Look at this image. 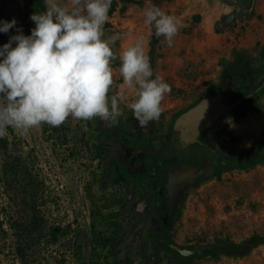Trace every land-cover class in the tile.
<instances>
[{"label":"rangeland","instance_id":"obj_1","mask_svg":"<svg viewBox=\"0 0 264 264\" xmlns=\"http://www.w3.org/2000/svg\"><path fill=\"white\" fill-rule=\"evenodd\" d=\"M138 1L112 0L105 36L119 35L113 46L117 56L143 37L149 57L155 35L144 23V9L156 5L180 21L171 47L156 36L153 73L171 86L162 102L163 126L215 88L226 72L236 73L235 54L242 53L250 69H261L264 0H255L247 17L231 22L228 15L240 6L228 0ZM22 10L23 0H0V23L17 21L8 33L0 32V48L17 28L25 35ZM119 65V59L113 61L117 84L122 83ZM128 95L126 103L133 97ZM255 104L244 117L225 123L221 139L235 152L264 135V91ZM121 109L119 121L134 116L126 104ZM118 125L69 116L57 130L45 123L22 137L7 129L0 138V264H169L166 247L156 255L151 243L143 254L142 230L150 211L140 206L137 192L112 182ZM255 232L264 234V163L250 169L224 166L197 181L178 206L170 236L182 248L199 251L215 246L199 244V237L239 242ZM183 264H264V244L243 258L207 256Z\"/></svg>","mask_w":264,"mask_h":264},{"label":"clouds","instance_id":"obj_2","mask_svg":"<svg viewBox=\"0 0 264 264\" xmlns=\"http://www.w3.org/2000/svg\"><path fill=\"white\" fill-rule=\"evenodd\" d=\"M44 2L46 10L30 17L35 23L31 35L17 28L18 34L0 48V138L9 127L23 137L45 123L60 126L69 116L85 121L99 117L115 125L124 115L121 104L141 128L158 121L171 86L154 76L143 37L119 56L113 51L119 35L105 36L112 0ZM143 16L171 47L180 21L156 5L146 7ZM16 25L15 18L3 21L0 32ZM117 59L121 84L114 79ZM129 92L133 97L126 103Z\"/></svg>","mask_w":264,"mask_h":264},{"label":"flooded vegetation","instance_id":"obj_3","mask_svg":"<svg viewBox=\"0 0 264 264\" xmlns=\"http://www.w3.org/2000/svg\"><path fill=\"white\" fill-rule=\"evenodd\" d=\"M242 64L244 67L236 73L226 72L223 75L224 77L226 74H231V86L220 88L222 77L215 88L207 90L212 94H219L221 101L225 104H234L233 108L228 114L216 117L209 126L201 128L197 133L196 128L186 126L184 129L189 131V136L185 137L181 131L175 129V123L199 99L172 117L166 126L162 125L161 116L158 121L150 122L145 128L139 126L134 116L119 121L117 127L119 132L115 138L118 152L116 160L112 162L111 179L113 183L137 192L141 197L140 206L150 211L148 219L151 222L142 230L143 254H147L151 243L152 246L155 244L160 247H165V244L169 246L176 244L170 236V231L174 227L178 206L184 200L188 189L201 178L212 176L224 166L236 161V152L227 147L221 139V135L226 133L225 123L233 117V112L242 104L245 105L246 101L256 98L264 91V75L261 77L264 73V62L258 71L250 69L245 59L242 60ZM161 129H163L162 134H158L157 131ZM177 167L184 169L183 177H189L191 172L196 177L195 181L188 183L184 188L175 210L169 211L170 195L167 192L166 183L170 172ZM168 211L173 217V226L159 237L158 234ZM155 240L159 243L156 244ZM158 252V249H153L154 254L157 255Z\"/></svg>","mask_w":264,"mask_h":264},{"label":"trees","instance_id":"obj_4","mask_svg":"<svg viewBox=\"0 0 264 264\" xmlns=\"http://www.w3.org/2000/svg\"><path fill=\"white\" fill-rule=\"evenodd\" d=\"M122 1L129 3L140 2L138 0H122ZM113 9H114V5H111V10ZM45 10L46 9H45L44 0H23L22 13H23V18L26 22V29H25L26 36L31 35L32 30L35 28V23L30 19L31 15L33 13L43 12ZM152 32L155 35L154 26H152ZM261 51H262V56L264 58V44L261 45ZM234 56L237 63H240V68L244 67V65L242 64L244 55L242 53H237ZM256 99L257 97L252 98L251 104L249 106H245L244 104H242L238 109H236L233 112V117L236 119L244 117L251 108L255 107ZM58 127L59 126L54 128L56 129ZM227 133L230 134V130H227ZM2 141L5 144L6 141L5 140ZM235 159H236L235 162L226 166L227 169H234V168L250 169L258 164L264 163V135L257 137L252 145L236 150ZM196 241L199 244H203L205 246L208 245L212 246V244L214 243L215 246L212 247L211 250H199V251H195L191 255L184 256L180 254L177 250L173 249L168 244H165V247L171 253L169 258V264H183L185 261L201 259L207 256L219 258L222 255H230L234 257L243 258L248 256L253 251V249H255L258 245L264 244V234L255 232L239 242L234 241L228 237L224 239H218L217 241H213V242L205 237H199L196 239ZM153 246L155 249L160 248V246H156L155 244H153Z\"/></svg>","mask_w":264,"mask_h":264},{"label":"water","instance_id":"obj_5","mask_svg":"<svg viewBox=\"0 0 264 264\" xmlns=\"http://www.w3.org/2000/svg\"><path fill=\"white\" fill-rule=\"evenodd\" d=\"M234 2L240 6L237 12H231L226 21L231 22L234 18L243 19L247 17L249 12L253 9L255 0H228ZM157 37L155 36L151 42V50L149 55L150 64L153 69V58L155 52V46ZM264 73L261 74V77ZM232 85L231 74H226L223 77L222 86L220 88H228ZM234 104L227 105L220 99L219 94H212L210 91H206L201 95L199 101L183 113L175 123V129L183 133V136H189V131L184 129L186 126H192L196 128V133L203 127L209 126L216 117L226 115L233 108ZM184 169L177 167L172 172L167 180L166 187L170 197L168 200L169 211H174L179 198L183 195V190L186 185L190 182L195 181L196 175L191 172L189 177H183ZM168 214L165 216L163 227L159 232L158 236L161 237L163 232H168L173 226L172 215ZM151 220L146 224L145 228L149 225ZM155 243H159L155 240ZM172 248L177 250L180 254L188 256L193 254L195 251L189 248H182L178 244H171ZM155 257V256H153Z\"/></svg>","mask_w":264,"mask_h":264}]
</instances>
